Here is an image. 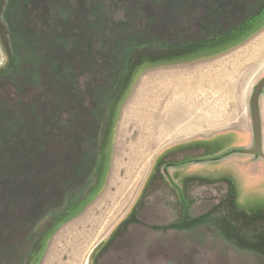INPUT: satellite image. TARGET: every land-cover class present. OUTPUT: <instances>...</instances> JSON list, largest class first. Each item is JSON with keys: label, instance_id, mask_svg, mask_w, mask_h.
<instances>
[{"label": "rangeland", "instance_id": "374dc122", "mask_svg": "<svg viewBox=\"0 0 264 264\" xmlns=\"http://www.w3.org/2000/svg\"><path fill=\"white\" fill-rule=\"evenodd\" d=\"M26 1L32 8L23 13V0H0V210L10 207L5 213L8 228L22 231L30 226V234L14 248L6 240L1 243L0 264H264V185L253 186L233 164L224 165L226 157L214 166L167 170L163 177L162 170H152L157 160L163 165V157L175 162L184 154H165L171 149L168 141L180 137L177 127L195 122L203 126L212 121V113L217 137L228 129L236 130V135L252 134L242 92L249 90L250 96L264 76V0H132L128 6L127 0H95L92 12L91 0H47L50 9L38 0ZM60 1L64 2L61 10ZM232 1L245 9L251 6L247 19L258 16L226 34L229 39L224 43V37L220 41L218 36L244 12L212 18L215 9ZM138 2L148 4L145 13L132 7ZM74 10L88 17L79 34V26L70 24L66 31L59 27L63 26L59 21L73 22L68 18ZM137 13L145 18L148 40L157 42L132 48L133 41L127 45L107 40L116 24L133 27L131 19ZM38 14L37 22L33 16ZM25 19L35 25L27 27ZM62 30L67 37L63 44L56 43L62 53L55 65L67 70L59 69L49 78L50 65L41 53L49 45L55 52V42L40 39L50 40ZM35 32L40 39H35ZM89 34L100 36L101 46L96 42L85 46ZM208 36L217 39L208 41ZM199 37L208 38L187 48L176 47L184 39ZM75 39L84 44L72 55ZM100 47L106 55L99 53ZM105 59L113 61L110 67ZM246 61L252 68L242 70L231 103L221 97L219 85L214 90L204 83H211L208 78L218 74L223 64ZM118 66L119 75L112 76L111 85L104 89L109 79L106 68L114 75ZM95 69L103 79L96 95L101 105L90 115L92 94L79 87L82 94L76 97L69 84L77 74L82 87H87V81L96 84ZM67 90L70 96L65 100ZM47 108L51 118L42 120L39 110ZM58 114L63 120L54 117ZM65 122L69 126L61 130ZM240 140L225 146L222 138L216 155L230 150L235 154ZM252 146L253 141L248 148ZM175 148L182 149L179 144ZM253 167L245 174L264 175V170ZM229 171L239 178L241 184L234 181L243 204L237 201L234 182L225 176ZM150 176L154 184L147 186ZM169 176L179 190L168 188L165 177ZM230 191L233 200L225 202ZM32 202L35 209L27 213ZM18 208L30 216L26 221L19 220L21 214L9 213ZM203 215L211 221L205 222ZM185 217L191 220L177 225ZM197 217L206 224L194 223ZM7 233L8 229L0 239Z\"/></svg>", "mask_w": 264, "mask_h": 264}, {"label": "trees", "instance_id": "16d2710c", "mask_svg": "<svg viewBox=\"0 0 264 264\" xmlns=\"http://www.w3.org/2000/svg\"><path fill=\"white\" fill-rule=\"evenodd\" d=\"M35 1V0H34ZM39 1V3H41L42 4V6L44 5V7L46 8V9H50L51 8V5L49 4V1H47V0H38ZM73 1V0H72ZM90 1V0H89ZM131 1L132 0H127V1H125V6H128L129 5V3H131ZM150 1V0H149ZM215 1H217V0H215ZM23 2H25V3H23V4H21V6H22V8H23V13L26 11V12H28V9L30 8H32V7H29V4L31 3H28L26 0H23ZM37 2V1H36ZM36 2H34L35 4H36ZM62 4H61V6L59 5V10H61L63 7H64V2H62V1H60ZM219 2H221V1H219ZM57 4V3H56ZM67 5H69L68 6V8H70V6H71V2H69L68 1V3H67ZM79 5V4H78ZM147 6H145V5H143V4H141V3H139L138 2V4H136V5H134V6H132V7H135V10H138L139 12H141L142 10L144 11V13H145V8H147L148 7V4H146ZM152 5V4H151ZM192 7H190V11H192L191 9L192 8H194L193 7V5H191ZM224 6V5H223ZM29 7V8H28ZM88 7H89V9L91 10V12H92V9H96V7H97V2L95 1V0H91V4H89L88 5ZM263 7V6H262ZM129 8H130V6H129ZM224 7H222V9L221 10H219V12L216 14L217 15V17L216 16H213V18H212V20H217V18L218 19H223V18H225V17H227V16H229V13H232L231 11L229 12V11H227L226 9H223ZM249 8H251V6H249L248 8H247V10L249 9ZM26 9V10H25ZM81 8H79V10H80ZM82 10H83V8H82ZM251 10V9H250ZM250 10H249V12H250ZM81 11V10H80ZM79 11V12H80ZM94 11V10H93ZM25 12V13H26ZM210 13V12H209ZM43 14V13H42ZM67 14H69V12L67 13ZM138 14V13H137ZM234 14V13H233ZM55 15H56V13H55ZM73 17L71 16V19L70 18H68L72 23H70V22H64V21H59V25H63L62 27L61 26H59L60 28H62V29H65V31H66V28H68V26L71 24L72 26H74L75 25V27H77V26H79V29H77L76 31L78 32V34H79V32H81L80 30H81V25H82V23L83 22H85L86 21V19L88 18V17H83V16H81L80 15V13H78L77 12V10H74V12H73ZM221 16V17H220ZM255 16H258V13L255 15ZM254 16V17H255ZM34 18H35V20H37V22H38V17H39V14L36 16H33ZM247 17V15H245L244 17H240L239 19H237V21H236V23L234 24V23H231V24H229V25H227V28H226V31L224 32L223 31V33H220V34H223V35H220V36H218V39L221 41V39H223V37H224V40H227L228 41V36H225L226 34H229V33H232V32H236V31H238L239 29H241V28H244V27H246L250 22H251V19L252 18H254V17H252V18H248L246 21H244V22H242L243 21V18H246ZM90 18V17H89ZM215 18V19H214ZM73 19V20H72ZM131 20H133L134 22H133V27H131V28H126V27H123V26H125L124 25V23L122 24V23H119V24H116V26L114 27L115 29L113 30V34H111L110 35V37H109V39H107V40H113L114 41V43H120L121 44V42H123L124 44H127V43H131V42H129V41H133L132 42V44L129 46V47H132V48H135V47H137V45L138 44H147V42H149V41H156V40H153V39H151V40H148V38H147V35H148V30H149V28L147 27V29H145V26H143L144 25V23H145V18L139 13L138 15H136V16H134V18L133 19H131ZM24 23H25V25L27 26V27H29V25L30 26H34L35 25V22L33 23L32 21H30V20H28V19H25V21H24ZM50 24V23H49ZM51 25V24H50ZM57 26V28H59L58 27V25H56ZM107 26V25H106ZM53 27V26H52ZM70 27V26H69ZM229 27V28H228ZM113 28V27H112ZM67 30H69V28L67 29ZM216 29H213L211 32H214ZM27 31H29L30 32V30H27ZM54 31H55V29H54ZM65 31H61V32H57L58 33V36H54V37H52L50 40L48 39V37H45V38H43V36H41L42 38L40 39L39 37H37V34H39V33H37L36 34V32L34 33V36H35V39H40V41L41 42H43L44 40L45 41H47L48 40V42H51V41H54L55 42V49H56V43H58V44H60V42H62V44H63V42L65 41V39H66V34H65ZM82 31H83V29H82ZM125 31V32H124ZM31 32H33V30L31 31ZM30 32V33H31ZM70 32H71V35H75L76 33H74V30L72 29V31H71V29H70ZM101 32V31H100ZM84 33H85V30H84ZM125 33V34H124ZM49 34V33H48ZM54 34H56V31L54 32ZM99 34V33H98ZM97 34V35H98ZM124 34V35H123ZM60 35V36H59ZM90 35V34H89ZM219 35V34H218ZM78 36V35H77ZM99 36V35H98ZM217 36V35H216ZM209 37V40L208 41H212L213 39H217V38H212V37H210V36H208ZM208 37H204V38H200L199 37V39H197V40H191V39H184V40H182L181 42H179V43H177L178 45L176 46V47H179L180 45L182 46L181 47V49H183V48H187L188 46H190V45H193V44H195V43H200V41L201 40H204V39H207ZM99 38H100V36H99ZM99 38H97V37H93L92 35H90V37H88V39H89V44H86L87 43V41L85 40V46H87V45H89V47H91L92 46V43L93 42H96L97 43V45H99V46H101V44H102V41H99ZM64 39V41H62ZM126 41H125V40ZM69 40H71V38L69 37ZM100 40H101V38H100ZM125 41V42H124ZM216 41V40H215ZM214 41V42H215ZM99 42H100V44H99ZM104 42H107V41H104ZM157 42V41H156ZM158 42H160V41H158ZM80 43V41L79 40H76L75 39V41H74V43L70 46L71 47V49L73 50V51H71L72 52V55L74 54V52H75V54H76V52L77 51H80L81 49H77V47H80L81 48V46H83V44L84 43H82V44H79ZM95 43V44H96ZM79 44V45H78ZM61 45V44H60ZM128 45V44H127ZM63 46V45H62ZM121 46V45H120ZM119 46V47H120ZM142 46H144V45H142ZM49 49H46V47L43 49V51H42V53H41V56L43 57V59L42 58H40L39 56H38V59L41 61V59L45 62V63H47V64H49L50 66L52 65V67L50 68V66H48V77L50 78V75L53 73V72H55V73H57L58 71H59V69L61 70V71H65V70H67L66 69V67L64 68L63 67V69H61V68H59V66H57V65H55L56 64V59H58V58H56L57 56H59V54H61L62 52L60 51V49H56L55 50V52L57 53V55H56V53L55 52H51V50H52V48H51V46L49 45V47H48ZM131 51H132V49H130ZM99 53L100 54H102V56L103 55H106L105 54V52H104V48H103V50H102V48L100 47L99 48ZM71 55V56H72ZM115 56H117V55H115ZM119 59V58H118ZM57 62L59 63V61L57 60ZM54 65H53V64ZM104 63H107V65L106 66H108V67H110L111 65H112V63H113V61L111 60V59H105V62ZM113 66H115V65H113ZM121 67V66H120ZM120 67L118 66L116 69H115V72H114V75H111V70H110V68H106V77H109V79H108V81H107V83L104 85V89H105V87L107 88V87H109V85H111V77L112 76H118L119 75V72L121 71V69H120ZM54 69H56V70H54ZM37 70V69H36ZM40 71V70H39ZM114 71V70H113ZM112 71V72H113ZM98 75V71H97V69H95V72H94V74H93V76H92V79H94V80H96L97 81V83L96 84H94L93 82H90V81H87V82H84L85 84H87V87L85 86V87H82L80 84H79V82H77L76 81V79L79 77V75L77 74V75H74V76H72L73 78H71L72 80H71V84H69V88L72 90V93L77 97V95L79 94V93H81L82 94V92H81V88H83V90H84V92H88L90 95L92 94V96H91V102L90 103H92V105L90 106V107H92L91 109H93V110H90L89 109V113H90V115H93V114H96L97 113V110H98V108L97 107H99L100 105H101V102H100V99H97L96 98V95H98L97 94V92H98V86H99V83H102L103 82V79L102 78H100V77H98L97 76ZM47 77V78H48ZM97 78V79H96ZM96 81H94V82H96ZM106 81V80H105ZM79 87H81L80 88V92H79ZM113 87V86H112ZM112 87H110V88H112ZM62 91H64V90H62ZM69 93V91L67 90L65 93H64V96L63 97H65V100H68V98L69 97H67V94ZM69 96H70V93H69ZM99 97V96H98ZM74 102V101H73ZM72 102V103H73ZM100 104V105H99ZM72 105L74 106V104H71V107H72ZM40 112H42V114H41V116H40V118L43 120H48V119H50L51 118V110H49L48 108H47V110H45V109H42V110H39ZM54 114V113H53ZM38 115H39V113H38ZM87 115H88V113H87ZM54 117H56V119H58L59 121H61V119L63 118V116H59V114L57 115V116H54ZM96 117V116H95ZM61 118V119H60ZM58 120H55V122L57 121L58 123H60ZM63 120V119H62ZM84 120V119H83ZM69 122V121H68ZM67 122H65V123H63L62 124V126H61V130H63V129H65V128H67L68 126H69V124L67 125L66 124ZM64 135H67L65 132H63L62 134H61V136H63V139L65 138V136ZM233 196H234V194H233V192L232 191H230L229 192V194H227V196H226V200L228 201H232L233 200ZM228 201V202H229ZM10 207H7V208H5L6 210H0V220H1V217L7 212L8 213V211H7V209H9ZM6 211V212H5ZM10 214L12 213V211H10L9 212ZM200 220H202V219H199V221ZM208 221H211V219H209V220H206L205 222H208ZM203 220L201 221V224H206ZM216 222V221H215ZM0 231H1V229H0ZM2 232H0V234H1Z\"/></svg>", "mask_w": 264, "mask_h": 264}, {"label": "crops", "instance_id": "0c3cea01", "mask_svg": "<svg viewBox=\"0 0 264 264\" xmlns=\"http://www.w3.org/2000/svg\"><path fill=\"white\" fill-rule=\"evenodd\" d=\"M203 59H209V58H203ZM201 59V60H203ZM198 61V60H196ZM248 61H246L245 63L243 62H237V63H233V64H223V68H219L218 70V74H215L208 79H211L209 83L208 80H205L204 83L206 84H212L211 88L212 89H216V86L219 85V87H221L223 89V91H221V97H223L224 100H229L228 102H232V90L233 87L235 86V89L238 88V84H239V80L241 79L242 73H243V69H249L252 68L251 65L249 66ZM249 66V67H248ZM222 67V66H221ZM229 69V70H228ZM234 69V72H233ZM217 70L213 69V72H215ZM244 74V73H243ZM200 79H198L197 81H200ZM196 81V82H197ZM252 85V84H251ZM183 88L185 87V85L182 86ZM227 87V88H226ZM215 92V91H214ZM249 90L248 92H242V95H244L245 97V104L243 101V110H245V113H247V111H249V100H250V96H249ZM225 97V98H224ZM259 111H260V120H261V128H262V133H263V127H264V88L262 90V93L259 97ZM199 111V110H198ZM205 112L208 116L209 113L207 111H203ZM199 113V112H198ZM249 115H250V111H249ZM212 121L204 124L203 126H199L198 123H194L193 126L190 127H186L184 129H179L180 127H177V132L180 133V137L168 141V143H170L172 145H182V146H186L189 147L193 144H199V141H205V142H212L213 144L216 143V133L217 131L214 129L215 128V122H216V118H215V113H212L211 115ZM251 122V120H250ZM252 125V124H251ZM206 127V128H205ZM224 139L226 142H228V145H235L236 141L238 139H241L239 143V145H241L240 147L243 148L242 146L244 145L245 147L243 149H249V144L251 143V141H253L252 138V134L250 132H239V135H236L235 133L237 132L236 130H232V129H228V130H224ZM235 136H234V135ZM208 143V144H209ZM227 145V146H228ZM165 146V144H164ZM167 146V144H166ZM168 147V146H167ZM262 150L264 152V138L262 135ZM235 154H232L231 156L227 157L224 160V165L229 162V164H233L232 167L235 170H239L240 174L243 173L244 177L246 176L247 180H249V182H251V184L253 186H262L264 185V175H256V174H252L249 171L245 174V170H255L253 166L257 167L259 170H264V159L258 157V156H252V155H243V154H237L238 157L236 158L235 156H233ZM191 168L187 167L186 170H194V167L197 165H191ZM226 167V166H225ZM225 176L227 178H229L232 182H234L235 184V190L237 192V201L241 202L242 200V196L240 197V186L236 184V180L238 181V184H241L239 181V178L237 175H235V173H233L232 171H229L228 174H225ZM235 180V181H234ZM243 186V185H242ZM257 194V193H255ZM259 195V194H257ZM242 203V202H241ZM243 204V203H242Z\"/></svg>", "mask_w": 264, "mask_h": 264}, {"label": "flooded vegetation", "instance_id": "af4514ba", "mask_svg": "<svg viewBox=\"0 0 264 264\" xmlns=\"http://www.w3.org/2000/svg\"><path fill=\"white\" fill-rule=\"evenodd\" d=\"M232 4L235 6V8H232ZM227 7V8H225L227 11H232V12H236L237 10H239V11H241V12H244L243 13V15L245 16V15H247V13H249V11L247 10V9H245L246 7L245 6H243V5H241L240 3H236V2H234V1H232V2H227L226 4H222V5H220L221 7L220 8H218V9H215L216 10V12L218 13L219 12V10H221L222 9V7ZM219 7V6H218ZM213 14H214V12L213 11H211ZM217 13H215V14H217ZM230 15L231 14H233V13H229ZM217 16V15H216ZM244 16H242V17H244ZM245 19L247 20V17L246 18H243V21L242 22H244L245 21ZM229 28V27H228ZM222 41H224V43L227 41V40H222ZM223 43V42H222ZM264 77V76H263ZM262 77V78H263ZM262 78H260V79H262ZM259 79V80H260ZM259 80H258V82H259ZM257 82V83H258ZM256 83V84H257ZM256 86V85H255ZM254 86V87H255ZM264 88V87H263ZM263 90V89H262ZM262 93V92H261ZM261 95V94H260ZM222 138H224V136H219V137H217L216 136V143H212V142H205V141H199L200 143L199 144H193V145H191V146H189V147H186V146H182V145H179L182 149H180L179 151L175 148V145H172L171 146V149L168 151V152H165V154H167V153H169V152H184V154H182L181 155V158L178 160V161H170V160H166L164 157L162 158V162L165 160V162L163 163V165H159V160H157V162L155 163V165H154V167L152 168V170H162V177L164 176V175H168V171L167 170H181V169H183L184 168V166H187V165H197V166H202V167H204L205 165H208L209 163H211L212 165L211 166H214L213 164L214 163H216V162H219L222 158H227V157H229V156H231V154H230V152L232 151V150H230V151H228V152H225V153H221V154H219V155H216V150L217 149H220L221 150V148L222 147H219V146H221L222 144ZM228 142H226V144H227ZM225 144V143H224ZM228 145V144H227ZM227 145H225V146H227ZM225 146H223V147H225ZM219 147V148H218ZM234 151H237V152H240V153H235V154H243V155H248L247 153H245L243 150V148L241 149V147H240V149H233ZM263 151V150H262ZM264 153V152H263ZM259 157V156H258ZM225 158V159H226ZM261 158V157H260ZM263 159V158H262ZM223 163H224V161H223ZM79 168H75V170H78ZM152 177H154V175L152 176ZM166 178V180H167V185L168 184H170L169 186L170 187H168L170 190H179L181 187L178 185V184H175V183H173V181L171 180V176H169V177H165ZM157 179H158V177H157ZM153 182V180H152V178H151V176H150V180H149V182L147 183V186H152L153 184H154V182ZM183 199V197L181 198V200ZM160 200H162L161 198H160ZM229 201V200H228ZM226 199H225V202H228ZM230 202V201H229ZM32 207H31V209H29L28 210V208H26V211H27V213H28V211H30V213L31 212H33V210L35 209V204H33V202H32ZM22 207V206H21ZM33 207H34V209H33ZM20 208H18V210H17V212L14 210L13 211V209L11 210L12 211V213H15V214H17L16 216H18V215H20L18 218H19V220H23V221H26L27 219H28V216L29 215H27L26 216V214L24 213L25 211L23 210L22 211V209H20ZM3 210H6V209H3ZM6 212V211H5ZM22 212V213H21ZM25 215V216H24ZM32 215V214H31ZM5 216H6V214H4L3 216H2V218H1V220H0V225H1V227H0V229H1V231L0 232H4L5 230H7L8 229V231L10 232V233H7V235H4V236H2L3 238L2 239H0V244L1 243H3L5 240H6V242L5 243H11V247H15V246H20L21 244H22V241L24 240V238H26V236H28V234H30V226L28 227H26L25 226V228L21 231V230H16L15 228H13V227H9L8 228V225H9V223L7 222V218H5ZM33 216V215H32ZM203 216H206V215H203ZM30 217V216H29ZM34 217V216H33ZM205 219H207V220H209V219H211V217L209 216V215H207L206 217H204ZM183 220H184V222H187V221H190L191 219H189V220H187V218L185 217L184 219L182 218V219H180V224L179 223H177V225H181L182 223H183ZM193 222L195 223L196 222V224H201V223H199L200 221H199V217H197L196 218V220H195V218H193ZM205 225V224H204ZM171 227H173L172 225H171ZM178 228H180V226L178 227ZM13 234H16V235H13ZM9 235H11V236H9ZM7 240H8V242H7ZM10 241V242H9ZM5 243H3V244H5Z\"/></svg>", "mask_w": 264, "mask_h": 264}, {"label": "water", "instance_id": "95a60500", "mask_svg": "<svg viewBox=\"0 0 264 264\" xmlns=\"http://www.w3.org/2000/svg\"><path fill=\"white\" fill-rule=\"evenodd\" d=\"M264 87V77L254 87L249 100V111L252 124V138L253 146L250 149H244L243 151L248 155L259 156L264 159V153L262 151V128L259 111V97Z\"/></svg>", "mask_w": 264, "mask_h": 264}]
</instances>
